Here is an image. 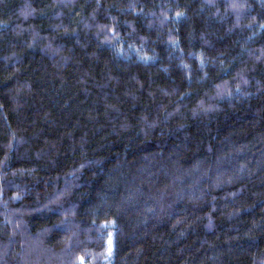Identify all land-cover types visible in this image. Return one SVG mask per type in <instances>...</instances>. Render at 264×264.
Segmentation results:
<instances>
[{
    "label": "trees",
    "instance_id": "1",
    "mask_svg": "<svg viewBox=\"0 0 264 264\" xmlns=\"http://www.w3.org/2000/svg\"><path fill=\"white\" fill-rule=\"evenodd\" d=\"M0 264H264V0H0Z\"/></svg>",
    "mask_w": 264,
    "mask_h": 264
}]
</instances>
